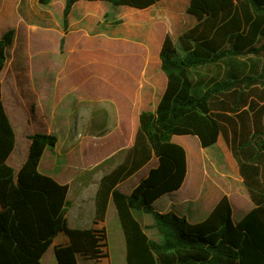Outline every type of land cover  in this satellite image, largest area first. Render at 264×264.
I'll use <instances>...</instances> for the list:
<instances>
[{
    "label": "trees",
    "instance_id": "1",
    "mask_svg": "<svg viewBox=\"0 0 264 264\" xmlns=\"http://www.w3.org/2000/svg\"><path fill=\"white\" fill-rule=\"evenodd\" d=\"M51 0H39L49 4ZM80 0H64L62 28ZM95 1V0H86ZM143 9L160 0H99ZM197 23L174 41L165 34L159 50L167 84L154 111H142L133 144L100 179L94 215L112 203L122 230L125 264H264V0H190ZM15 30L0 36V67ZM63 42V40H61ZM0 101V264H37L58 235L68 185L38 170L53 133L28 136L27 155L15 169L7 163L15 136ZM195 135L201 147L222 137L234 158L253 207L239 222L222 195L201 221L189 222L153 202L179 189L187 171L184 147L172 136ZM150 167L129 194L116 186ZM134 212L149 214L159 240L149 238Z\"/></svg>",
    "mask_w": 264,
    "mask_h": 264
},
{
    "label": "rangeland",
    "instance_id": "2",
    "mask_svg": "<svg viewBox=\"0 0 264 264\" xmlns=\"http://www.w3.org/2000/svg\"><path fill=\"white\" fill-rule=\"evenodd\" d=\"M63 5L64 0H51L46 5L39 0H0V11L6 14L0 20V33L5 28L15 30L6 61L0 67V101L6 113V126L15 136L14 148L6 161L17 171L26 158L28 136L32 133H53L58 137L57 147L45 151L40 166L44 174L68 185L67 204L62 227L37 264H125L124 238L112 203L103 219L95 217L93 203L94 173L108 169L112 160L116 162L123 152H104L111 147L103 146L95 136H89L94 141L90 148L81 145L87 138L82 124L92 116L77 112L96 102L109 107L114 99L121 97L113 84L119 78L145 81L162 44L159 40L162 25L155 17L136 24L130 19H121L113 10L129 7L113 6L106 13L105 30L114 35L96 32L88 38L83 27L92 32L97 27L75 22L63 52L59 45ZM78 14L77 7L72 19ZM143 69L147 71L146 76L141 72ZM34 100L39 102L41 111L32 114ZM73 110L75 113L69 115ZM103 118L93 116L92 120L103 125ZM110 125L113 129L121 126L128 133L127 122L117 116H111ZM116 133L122 135L119 129ZM174 136L175 142L186 144L188 178L178 194L155 202V206L159 208L161 203L166 206L164 210L177 214L186 210L197 212L201 202L194 203V200L202 194L201 169L211 168L212 180L217 183L209 179L206 185L216 193L219 185L227 182L221 174L236 172L237 164L221 136L204 149L195 135ZM3 156L1 153L0 159ZM141 174L122 181L119 189L134 185ZM231 199L234 219L238 218V209L244 213L250 208L246 199L235 194ZM134 214L146 234L158 240L155 229L148 227L151 216L142 212ZM189 217L190 222L200 219Z\"/></svg>",
    "mask_w": 264,
    "mask_h": 264
},
{
    "label": "crops",
    "instance_id": "3",
    "mask_svg": "<svg viewBox=\"0 0 264 264\" xmlns=\"http://www.w3.org/2000/svg\"><path fill=\"white\" fill-rule=\"evenodd\" d=\"M190 0H160L157 1L156 3L152 4L151 6L143 9H131L129 8H124V10H113L114 13L116 14L117 17L121 19H130L131 22L136 23H142L145 20L151 19L154 20V17L156 20L160 21L159 24L162 25V34L159 38L160 43L165 36V34H169L171 38L175 41L177 36L184 30L191 28L197 23V19L187 13V7L189 5ZM122 6V5H121ZM80 9V14L75 17V20L72 19V13L76 8ZM113 5L110 3L104 2V1H86V0H80L77 1L71 8V11L68 15V27L67 31L64 32L63 28L62 31H59L60 37H59V45L62 46L63 52L65 49V46L67 44L68 37L70 35V31L72 30V27L74 26L75 22L76 24L79 23H86L90 25H95L97 27V31H90L89 29L83 27V33L87 35L88 38H91L92 34L94 33H102L107 36L114 35L111 33V31H106L105 30V19H106V13L109 10H112ZM128 7V6H126ZM63 8V7H62ZM6 16L2 10L0 11V20L2 17ZM125 19V20H126ZM82 28V27H80ZM9 28H5L1 31L0 36L3 32H5ZM63 40V42L61 41ZM158 40V39H157ZM159 43V44H160ZM160 46V45H159ZM159 46H158V51L156 53L154 61H152V65L150 66V70L148 72V77L145 78V81H139V82H134L133 80H130L129 78L123 79H118V81L114 84L116 86L117 90H119L121 97L114 99L112 103H110V106H104L102 104L92 103L91 105L85 106L81 111H78L77 114L81 116H92L91 119L87 118V120L82 124V129L87 133V138H85L82 141L81 145H86L87 147L90 148L92 144H94V141L91 140L90 137H96L98 138V142L101 141L103 146H110L111 148L104 151V152H109V153H115V152H123V156L121 158L117 157L116 162L112 160L110 163L108 169H101V173L96 172L93 175L94 178V186H95V192L98 188L100 179L103 175L107 174L110 172L112 169H114L124 158L126 150L133 144L134 141V136L138 128V116L142 111H154L160 101V98L162 94L165 91L166 84H167V79L165 74L162 72L160 68V59H159ZM151 51V50H150ZM149 51V52H150ZM105 54H100V56H104ZM109 61L112 62L111 58ZM147 63H149V58H146L145 60ZM126 71L131 72L129 70L128 66H125ZM142 73H144V76H146L147 71L142 70ZM35 102V110L32 114H35L40 110V105L37 100H34ZM41 111V110H40ZM43 112V110H42ZM75 111H70L69 115L74 114ZM93 116H104L103 118V125L97 121L95 123L93 119ZM111 116H117L121 121H126L128 124V133H125L121 126L117 129H119L120 133L122 135H114L115 130L113 129L112 125H110L111 121ZM108 130V132H106ZM90 136V137H89ZM121 136L122 138H119ZM100 137V138H99ZM174 137L172 136V141H174ZM58 143V142H57ZM180 145H182L186 151V161H187V171H186V176L184 178V181L179 189L176 191H173L169 194L163 195L160 198H158L156 201L153 202V207L155 210L159 212H167L170 211L164 210L166 206H163L161 203H159V208H156L155 202L161 201L164 198L170 196V195H176L179 193L181 188L183 187L185 180L188 178V154L186 150V144L180 143V142H175ZM54 147H57L55 145ZM50 148V147H48ZM46 148L44 150V153L42 156H44L45 151L48 149ZM53 148V147H51ZM202 148V147H201ZM204 149V148H203ZM102 152V153H104ZM42 156L40 160H42ZM157 164V159L153 157L145 166H143L139 171H137L134 175L131 177L135 176L138 173H142L141 176L138 178V180L129 187L126 190H121L119 189L120 183L116 186V188L121 191L124 194H129L131 189L137 184L140 178L146 175L148 169L150 167H154ZM208 168L201 169L202 171V186H201V191L202 194L198 199L194 200L195 202H201V205H199V208L196 207L197 212L192 210L195 214L189 213V210L181 212V214H177L179 216L183 215L186 217V219L190 222V215L194 218H200L199 221L203 220L208 213L211 211L215 203L218 201V199L222 195H226L231 203L232 207V219L235 223L239 222L240 219L245 215L246 212H248L254 205L252 201L249 198L248 191L243 183V179L238 172V166H237V171L236 172H229V173H224L221 174L222 177L227 179L226 185H219L218 191L216 193L211 192V189H208L207 187V180L211 179L212 180V170L209 167L210 170H207ZM38 170L43 173V170L41 169L40 166V161L38 164ZM129 177V178H131ZM96 180V181H95ZM210 181V180H209ZM215 182V179L214 181ZM63 183V182H62ZM217 182H215L216 184ZM213 186V185H212ZM214 187V186H213ZM215 188V187H214ZM217 188V186H216ZM235 194L239 196L240 199H246L247 203H250V208L246 210L244 213H241V210L238 209L237 214L238 218L234 219V208H233V203L231 196ZM95 196V193H94ZM94 203V199H93ZM110 204V202H109ZM109 204L105 213V216L107 215L108 209H109ZM174 212V211H173ZM198 222V221H197ZM152 223V222H151ZM142 225V224H141ZM143 227V226H142ZM144 230V229H143ZM145 232V231H144ZM146 233V232H145ZM148 236V235H147ZM149 237V236H148ZM150 238V237H149ZM153 239V238H152ZM156 240V239H154ZM159 240V239H158Z\"/></svg>",
    "mask_w": 264,
    "mask_h": 264
}]
</instances>
